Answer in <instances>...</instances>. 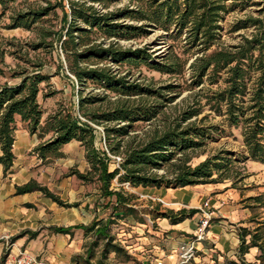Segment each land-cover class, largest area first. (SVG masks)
Wrapping results in <instances>:
<instances>
[{"label":"trees","instance_id":"obj_1","mask_svg":"<svg viewBox=\"0 0 264 264\" xmlns=\"http://www.w3.org/2000/svg\"><path fill=\"white\" fill-rule=\"evenodd\" d=\"M15 1L0 0L3 15ZM124 1V7L110 10ZM45 2V7L13 13L6 28L30 31L51 11L61 9L59 31H39V41L30 48L36 51L52 47L53 42L59 44L66 70L59 62L58 71L67 79H75L78 101L74 107L60 104L43 119L39 96L42 94L45 99L54 94L42 93V85L49 80L42 72L43 66L32 65L33 71L14 72L12 78L18 77L20 82L0 86V173L6 175L15 162L13 147L18 123L42 141L48 137L33 151L43 164L63 158V146L72 141L79 143L89 170L85 174L73 171L71 175L84 184L96 185L106 201L103 210L111 209L106 220L74 227L85 236L90 235V239L94 237L95 241L86 248L88 255L99 242L104 243L102 259L111 252H122L120 245L114 243L110 227L137 214L132 197L111 189L115 179L131 188L182 189L225 182H231L234 188L246 178L238 166L248 161L264 163V0H55L54 5L49 0ZM148 29L161 32L160 38L171 42L161 61L153 59L146 50H126L118 45L120 41L141 39ZM48 38L52 40L50 44L46 43ZM3 54L0 51V64ZM106 61L120 67L145 65L161 75L182 78V82L143 87L129 83L126 77H117L108 67H98ZM88 84L108 90L116 99L110 102L107 96L93 93L84 96ZM183 91L189 92L183 107L175 110L172 117H165L164 109ZM160 116V125L144 138H128L137 125L151 123ZM211 117L220 118V125L207 124ZM96 127L102 128L108 152L121 156L119 167L112 171L106 152L95 146ZM234 132H238L239 138ZM212 133L233 137L244 147L246 155L236 158L220 150L193 166V159L203 154L202 150L212 141ZM159 171L164 174L157 175ZM32 192H40L59 207L77 206L64 203L35 181L16 188L17 195ZM261 197L248 200L264 207ZM156 213L157 218L176 225L197 211L155 210ZM138 222L143 224L140 219ZM51 230L63 235L70 232L62 227ZM247 235L251 238L249 247L260 249L257 242L261 238L247 231H243L241 248Z\"/></svg>","mask_w":264,"mask_h":264},{"label":"crops","instance_id":"obj_2","mask_svg":"<svg viewBox=\"0 0 264 264\" xmlns=\"http://www.w3.org/2000/svg\"><path fill=\"white\" fill-rule=\"evenodd\" d=\"M70 144L79 143L72 141L67 145ZM38 145L36 135H30L25 127L18 123L13 147L15 162L5 176L0 173V260H4L10 250L12 254L26 251L48 264H73V256L80 249L79 238H83V241L90 239V235L85 236L81 230L74 227L87 226L93 220H106L107 211L102 208L106 201L100 197L99 190L89 189L90 185H84L79 180L77 183L75 177L53 185H41L31 173L33 169L30 168H33L35 161L29 163L26 159V154L31 152L37 158L33 151ZM248 162L258 166L264 164ZM77 169L79 173L85 174L89 166L83 163L81 168ZM30 181H35L40 186L52 187L61 200L71 205L75 203L77 206L67 209L59 207L40 192L17 195L16 188ZM67 182L73 184V188L69 191L65 190L68 186ZM138 189L142 192L147 191V196L139 195V197L157 200L175 213L191 209L197 211L191 218L176 225H171L167 219L158 218L159 229L156 231L148 230L145 224L137 223L138 231L144 232L147 229L148 235H141L138 245L144 252L143 257L146 258L144 260L146 262L150 260L149 264H155V260L162 264H178L177 248L182 244L191 243L195 248V256L188 264H264L262 246L264 223L253 219L251 205L243 202L247 196H241L235 188L223 184H211L182 189L164 187ZM133 208L137 210L136 207ZM139 208H146V214L142 215L144 217L155 213L149 206ZM200 209L210 213L211 220L205 229L203 239L194 242L199 223L203 219ZM253 220L258 224L252 226ZM60 227L69 228V234H57L51 230ZM243 231L251 235L257 234L261 238L257 242L260 249L249 247L250 235L244 238L245 242L241 248ZM4 237H9L12 245L10 249L6 248Z\"/></svg>","mask_w":264,"mask_h":264},{"label":"rangeland","instance_id":"obj_3","mask_svg":"<svg viewBox=\"0 0 264 264\" xmlns=\"http://www.w3.org/2000/svg\"><path fill=\"white\" fill-rule=\"evenodd\" d=\"M52 5L55 4V0H49ZM127 4V1L116 4L110 10L122 8ZM45 0H16L14 3L8 6V10L2 14V9L0 7V51H3L2 64H0V69L3 71V75L0 76V86L2 85H15L20 82V78H12L13 73L21 72L23 69H28V71H33L34 66L41 64L43 66L42 72L49 76L47 84L42 85L43 94H52L49 98H42V94L39 96V104L44 111L43 119L56 111L60 104L66 107H74L78 101V86L74 78H66L65 74H61L58 71V64L62 62L64 70H66L64 56L60 50L59 44L53 42L52 47L39 49L33 51L30 46L36 44L39 41L38 32H57L62 27V12L61 9L57 8L50 12V14L43 18L36 26L27 31L23 28L18 29H7L6 27L11 24L10 17L15 12H24L27 10H36L40 7H45ZM130 24V23H128ZM139 26L140 24H136ZM162 35L159 31H153L148 29L147 34L141 39L130 40V41H120L119 46L126 50H146L147 54L153 59L161 61L169 52V45L166 39L160 38ZM51 39L48 38L46 43L50 44ZM227 43H233L232 40L226 39ZM103 47H107V43L103 44ZM29 61V62H25ZM31 63V64H30ZM98 67H108L115 71L117 77H126L129 83H134L140 86H150V87H161L170 83L178 84L182 82V78H173L167 75H161L157 72L149 70L147 66L141 65L139 68L128 67V66H117L110 61H106L98 65ZM95 68V67H92ZM89 93L99 95L100 97L107 96L110 102H113L116 97L113 93L105 89H99L93 87V85L88 84V86L83 90L84 96ZM189 92L183 91L177 99L169 104L166 109H164L165 117H172L175 110H179L183 107V101L187 97ZM150 103V101H148ZM160 116L157 120L151 123H140L134 132L130 133L129 137H137L138 139L144 138L146 133L151 132L153 129H157L160 125ZM207 124L220 125V118H209ZM123 125V124H121ZM24 128V126H23ZM221 128H223L221 126ZM97 139L95 141V146L100 151H105L110 159L109 170L112 171L121 163V156H113L107 150V145L103 141V131L102 128H95ZM235 137H238V132L233 133ZM37 137V135H36ZM125 138V141L128 140ZM239 138V137H238ZM46 137L43 141L47 140ZM40 143L43 141L37 137ZM220 150H226L230 152L234 157H242L246 155L244 147L239 141H236L233 137H228L225 135H218L212 133V141H209L208 145L202 150L198 158L193 159L192 165H196L203 161L207 157H211ZM64 157L61 159L53 160L49 164H43L39 162L37 158L31 153L26 154L27 162L33 163V169L31 173L35 176L41 185L44 184H56L67 178L75 177L71 173L73 171H78L77 168H81L83 163H87L85 158V151L80 146V144H70L65 145L62 148ZM33 157V158H32ZM84 158V159H83ZM34 159V160H33ZM88 164V163H87ZM89 166V165H88ZM118 168V167H117ZM238 170L246 178L243 179L241 183L235 184L233 187L241 194V196L247 198L244 199L248 205H251V211L253 214V219L261 220L264 223V207H259L253 201H249V198L262 196L264 202V164L262 166L254 165L250 162H246L244 165L238 166ZM164 171H159L157 175H163ZM5 176V175H3ZM75 177V181L77 182ZM78 183V182H77ZM66 191L73 188V184L67 182ZM84 184V183H83ZM51 185V186H52ZM90 185L89 189L97 188L93 184ZM226 187H231V182L223 183ZM51 193L58 196L57 193L52 189L45 186ZM111 189L114 191L121 192L124 196L132 197L131 204L137 208V214L128 217L126 220H118L114 225L110 227V234L114 237V243L120 245L122 252L115 254L113 252L109 253L105 259L101 258V251L103 248V242H99L97 247H94L88 255L86 248L90 246L94 241V237L87 241H83V238H79L80 249L77 254L73 256V264H149L150 260L146 262L143 257L142 250L138 245V239L141 235L146 234L144 228H140L142 231H138V220L140 219L143 224L148 227V230L156 231L159 229V224L157 223V213L150 215L149 217H144L147 210L146 208H139L140 206H149L153 210H158L159 213H164L168 211V208L161 204L157 200H149L146 197L141 198L139 195L147 196V191L142 192L138 188H131L127 184H119L117 179H115L111 184ZM59 197V196H58ZM60 198V197H59ZM156 198H159L156 196ZM61 199V198H60ZM139 201H136L138 200ZM63 201V200H61ZM66 203L65 201H63ZM68 204V203H67ZM75 204V203H74ZM71 205V204H70ZM67 209V208H65ZM152 211H150L152 213ZM207 212V211H206ZM111 209H108L107 215L109 216ZM148 216V215H147ZM253 225L258 224L253 220ZM142 225V224H141ZM264 231V230H263ZM262 246L264 247V240L262 241Z\"/></svg>","mask_w":264,"mask_h":264},{"label":"built area","instance_id":"obj_4","mask_svg":"<svg viewBox=\"0 0 264 264\" xmlns=\"http://www.w3.org/2000/svg\"><path fill=\"white\" fill-rule=\"evenodd\" d=\"M119 167V165H117ZM203 219L199 223V228L195 235L194 242H198L203 239L205 229L210 223V213L203 211ZM5 245L7 249H10L12 246L9 242V237H4ZM178 255H179V263L178 264H188L191 260H193L195 256V248L193 247V243L190 245L182 244L177 248ZM0 264H48L47 262L43 261L39 257H36L26 251H19L16 254H12L9 250V254L6 255L4 260H0ZM155 264H162V262L155 260Z\"/></svg>","mask_w":264,"mask_h":264}]
</instances>
